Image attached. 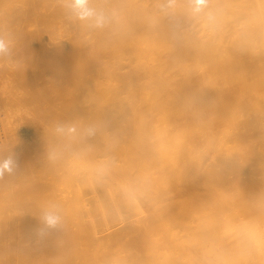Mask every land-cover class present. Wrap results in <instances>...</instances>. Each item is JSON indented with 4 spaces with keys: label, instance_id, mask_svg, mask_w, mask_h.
<instances>
[{
    "label": "bare ground",
    "instance_id": "6f19581e",
    "mask_svg": "<svg viewBox=\"0 0 264 264\" xmlns=\"http://www.w3.org/2000/svg\"><path fill=\"white\" fill-rule=\"evenodd\" d=\"M89 7L0 0V264H264V0Z\"/></svg>",
    "mask_w": 264,
    "mask_h": 264
},
{
    "label": "clouds",
    "instance_id": "9594fccd",
    "mask_svg": "<svg viewBox=\"0 0 264 264\" xmlns=\"http://www.w3.org/2000/svg\"><path fill=\"white\" fill-rule=\"evenodd\" d=\"M189 6L193 13H200L206 6V0H188ZM172 4V0H169V7ZM71 11L75 18L80 21H91L96 26H100L104 21V15L102 12H97L95 9L89 7V0H70ZM8 53V46L0 40V55H6ZM74 131V129H70ZM13 165V159L9 157L3 161H0V177L5 172H11ZM40 223L43 227L39 230L40 235L45 234V229H57L62 225V217L54 210H45L40 217Z\"/></svg>",
    "mask_w": 264,
    "mask_h": 264
}]
</instances>
